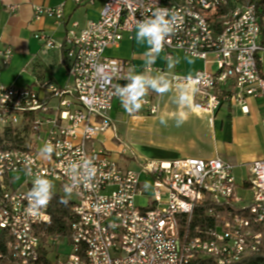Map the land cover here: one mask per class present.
I'll list each match as a JSON object with an SVG mask.
<instances>
[{
    "label": "built area",
    "instance_id": "2783aa9c",
    "mask_svg": "<svg viewBox=\"0 0 264 264\" xmlns=\"http://www.w3.org/2000/svg\"><path fill=\"white\" fill-rule=\"evenodd\" d=\"M0 2L10 14L20 9L10 0ZM195 5L222 12V19L212 15L189 23L182 0H105L97 20L81 29L74 22L61 41L35 33L43 48L64 53L71 78L65 86L49 80L25 87L4 83L13 50L0 47V231L11 237L12 264H189L199 256L235 264L262 251L264 158L246 165L240 186L235 165L220 157L147 160L137 172L93 145L99 134L114 129L109 113L119 97L116 89L130 76L131 62L108 57L105 50L134 39L137 23L157 8L167 9L174 25L162 50L168 57L179 50L210 62L215 55V72L175 75L179 88L192 91L195 112L212 123L223 107L248 114L249 98L264 99V0H233L232 24H224V11L207 0H190ZM33 10L36 19L64 18V5ZM142 105L153 115L159 110L145 96ZM46 142L54 146L49 158L41 152ZM142 175L151 180L147 187ZM36 176L53 183V194L73 201L67 234L47 232L50 202L38 215L27 211ZM241 188L247 196L238 194ZM198 215L212 223L206 235L189 237Z\"/></svg>",
    "mask_w": 264,
    "mask_h": 264
},
{
    "label": "crops",
    "instance_id": "0c3cea01",
    "mask_svg": "<svg viewBox=\"0 0 264 264\" xmlns=\"http://www.w3.org/2000/svg\"><path fill=\"white\" fill-rule=\"evenodd\" d=\"M10 1L20 4V9L15 14H10L5 10L4 5L0 2V47L9 46L12 50L13 45L20 47V44L16 42L14 43L11 36L6 35L8 30L17 29L18 33L23 32L24 35L30 37L32 36L34 38L35 33L45 32L55 41H61L63 40L67 30L74 22H77L79 28L81 29L84 28L90 21L97 20L100 17L101 10L105 3V0H93V2L90 4L77 6L72 0ZM35 5H45L50 7L64 5V18L60 21L50 17L36 19L33 10V6ZM109 49L112 50L111 54H107ZM53 50H55V65L60 66L63 69V66L66 68L65 70L67 80L65 85H67L71 83V78L68 74V63L65 59V55L58 49ZM147 50V44L137 42L134 37L132 40H123L118 47H107L104 54L108 57L129 60L131 62L130 75L134 74L135 72H142L148 78L162 77L164 79L166 76H168L169 73L165 71L166 61L175 58V54L177 55L175 63L180 65L182 68V75H193L198 70H202L201 67L203 65V69L207 70V65L210 63L205 62L201 58L192 57L184 54L182 51L177 50L172 53L171 57H168L166 52L161 51L156 56L155 62L151 64L148 62L149 57L145 55ZM42 51L46 53L49 52L50 49H45L42 46ZM24 52L27 53L29 51L26 52L24 50ZM32 53L33 51H30V54ZM33 62L34 56L31 59V63ZM148 68H151V70ZM260 69L264 76V55H262ZM52 71L53 69L48 70L44 67H41L40 65L38 67H34L33 72L36 77V83L32 85L36 86L38 82L49 80L59 86H62L59 83V80L54 78ZM174 84L175 87L180 90L179 93H181L182 90H185L179 88L176 85L175 80ZM186 90L189 96L188 104L181 105L179 103L180 94L177 95L176 102L174 106H172L173 108L169 111V114L172 116L177 114L176 116L178 117L180 112H184V123L190 124V129L193 131L192 134L196 135L197 137H201L202 135L209 137V143H211L217 150H223L226 146L230 145V143H233V141L240 143V141L247 135L256 139L264 138V101L249 98L247 100V105L249 107L248 114L243 113L240 107H223L216 113L215 119L211 123L208 115L194 111L192 91L190 89ZM145 97H148L153 104L158 106L159 110L156 114H150L149 107L146 105H142L139 111L128 112L122 106L120 97H117L114 100L113 107L109 113L114 129H109L106 132L99 134L94 140L93 145L95 147H103L107 149L122 167L129 168L137 172L141 170L142 164L147 160H173L185 157L206 158L200 156L203 153L202 150H194V148L187 150L182 147L171 152L158 151V153H156L157 158L152 159H147L143 154L138 153L135 150L136 147H139L137 142L134 140L135 136L144 133L147 129H149L153 122L160 118L161 114L164 113L166 108L171 106L173 101V95L165 97L164 94H157L151 88L147 90ZM225 144L227 145L225 146ZM211 155L212 156L210 158L220 157L233 163L236 167L235 171L237 168H245L248 170L246 166L247 164H250L257 159L264 158L263 151L256 153L252 160L248 163H237L229 158H225L224 156L217 154L216 150H214ZM141 198L144 202V198Z\"/></svg>",
    "mask_w": 264,
    "mask_h": 264
},
{
    "label": "rangeland",
    "instance_id": "374dc122",
    "mask_svg": "<svg viewBox=\"0 0 264 264\" xmlns=\"http://www.w3.org/2000/svg\"><path fill=\"white\" fill-rule=\"evenodd\" d=\"M6 35L11 36L12 41L20 44V47L13 45L14 57L11 60L12 62L10 63V66L3 72L4 83L19 87L31 86L36 83V77L33 69L34 67H38L40 65L48 70L53 69L52 73L54 74V78H57L62 86L65 85L67 80L66 68L63 66V69L62 67L55 65V50L50 49L49 52H43L41 43L38 40L32 36L30 37L24 35L23 32L18 33L17 29L8 30ZM24 50L29 52L25 53ZM30 51H33V53L30 54ZM111 51L112 50L109 49L107 54H111ZM33 56L34 62L31 63ZM176 56L177 55L175 54V58L166 61L165 71L169 74L164 78V80L170 84V90L164 95L165 97L173 95L172 104L166 108L160 118L153 122L149 129H147L144 133L135 136L134 140L139 146L138 148L136 147L135 150L138 153L143 154L147 159L157 158L156 153H158V151L171 152L175 151V149H180V147L187 150H191L193 148L194 150H202L203 153L200 156L206 158H210L212 156L211 153L216 150L217 154L224 156L225 158H229L237 163H248L252 160L256 153L260 151L264 152V138L256 139L247 135L240 141V143L233 141V143H230L228 146L225 144L226 147L223 150L220 149L219 151L214 148L211 143H209V137H205L203 135L201 137H197L192 134L193 131L190 129V124H185L183 122L177 126V114L173 116L169 114V111L173 108L172 106H174L176 102V96L180 94V90L175 87L174 84L175 75L183 73L180 65L175 63ZM214 59L215 55L210 54L208 57L210 63L207 65V70L209 72H215L217 69L216 64L213 62ZM203 68L204 65L201 69ZM258 100L264 101V99L261 98ZM162 118L167 121L166 124L160 123ZM235 176L238 185L242 186L243 180L247 177V170L245 168H237ZM141 181L147 185L151 183V180L146 175H142ZM238 194L240 196H247V192L242 188L238 190ZM136 202L141 205L143 203L142 198L137 197ZM67 250L69 251V249Z\"/></svg>",
    "mask_w": 264,
    "mask_h": 264
},
{
    "label": "clouds",
    "instance_id": "9594fccd",
    "mask_svg": "<svg viewBox=\"0 0 264 264\" xmlns=\"http://www.w3.org/2000/svg\"><path fill=\"white\" fill-rule=\"evenodd\" d=\"M167 9L157 8L151 18L143 19L136 25L135 39L139 43H146L148 50L145 53L149 57L148 62L153 64L156 56L163 50L166 38L173 32L174 25L172 20L167 19ZM174 19V18H173ZM128 83L117 86V93L120 97L121 104L128 112L139 111L142 107V98L147 90L151 88L157 94L163 95L170 90L169 83L162 77L148 78L142 72H135L128 78ZM189 96L187 90H182L179 96V103L187 105ZM185 113L180 112L177 119V126L183 123ZM161 124H166L165 119L160 120ZM54 146L46 142L41 152L46 158L51 157ZM30 172L31 169L29 168ZM147 187V184L145 185ZM53 183L42 176H36L33 180V187L28 193L29 205L27 211L29 214L38 215L39 210L46 207L53 197ZM70 194V189H65ZM61 203H67L63 198Z\"/></svg>",
    "mask_w": 264,
    "mask_h": 264
},
{
    "label": "trees",
    "instance_id": "16d2710c",
    "mask_svg": "<svg viewBox=\"0 0 264 264\" xmlns=\"http://www.w3.org/2000/svg\"><path fill=\"white\" fill-rule=\"evenodd\" d=\"M67 203H61V199ZM72 206L73 201L61 194H53L50 201L49 211L52 215V222L47 228L48 233H61L67 234L72 222ZM202 209V208H201ZM211 218L204 215H198L193 218L188 226V236H203L206 235V228L211 225ZM264 234V226L262 227ZM11 237L6 231H0V264H12L7 250V244ZM189 264H218L211 257H197ZM235 264H264V244L260 253L246 257Z\"/></svg>",
    "mask_w": 264,
    "mask_h": 264
},
{
    "label": "bare ground",
    "instance_id": "6f19581e",
    "mask_svg": "<svg viewBox=\"0 0 264 264\" xmlns=\"http://www.w3.org/2000/svg\"><path fill=\"white\" fill-rule=\"evenodd\" d=\"M207 5H215L217 11H224V24L233 23V15L235 13L233 0H207ZM182 7H187L189 23H196V19L209 20L212 15L213 20L222 19V12L213 13V8H208L207 6L202 5L190 6V0H182Z\"/></svg>",
    "mask_w": 264,
    "mask_h": 264
}]
</instances>
